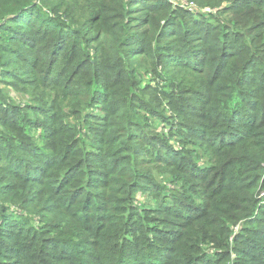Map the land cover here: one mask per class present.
<instances>
[{"label": "trees", "instance_id": "obj_1", "mask_svg": "<svg viewBox=\"0 0 264 264\" xmlns=\"http://www.w3.org/2000/svg\"><path fill=\"white\" fill-rule=\"evenodd\" d=\"M199 4L0 0V264H264V0Z\"/></svg>", "mask_w": 264, "mask_h": 264}, {"label": "rangeland", "instance_id": "obj_2", "mask_svg": "<svg viewBox=\"0 0 264 264\" xmlns=\"http://www.w3.org/2000/svg\"><path fill=\"white\" fill-rule=\"evenodd\" d=\"M170 1L173 2L177 6H181V7L187 8V9L191 8L190 11H192L193 9H195L197 7L201 8V9L204 8V7H208V8L211 7V6H208V5L201 6L199 4L200 0H170ZM203 1L215 3L217 5V8H222V7L226 6L229 3V1L231 2L232 0H203ZM190 3L193 4V7L190 6L191 5ZM212 9L213 8H210V11ZM215 9H216V7H215ZM227 13H229V12H226L225 14H222L220 20L221 21H226V22L230 21V22L233 23V20H231L229 18ZM232 15H233V19H235V15L234 14H232ZM234 25H236V24H234ZM4 79H6L7 81H11V80H9V78H6V77H4ZM154 81L155 80H153V79H151L149 77H145V82L143 83V85L145 86L147 84V86H148L150 84V85H152V87H154L157 83H159L158 81H157V83L154 82ZM13 87H14L13 85H7L5 83H0V88H4L5 91H8L9 93H11L10 91H12L11 89ZM157 91H159V90L158 89H154V88L150 90V89L147 88V89H145V95H146V97H150V96L156 97L154 100L162 101L163 104L165 105L167 103L166 100H163L162 96ZM150 121H151L152 125H157L158 123H160V120L157 119V118H150ZM147 129L149 131H151V129L149 127ZM164 130H166V129H164ZM141 157L143 159H145L146 162L143 163V165H141L139 167V169L148 173V175L153 179L155 184L159 187V189H158L159 192H162V193H166L167 192L168 193L167 196H168L169 194L175 193L176 189L177 190L181 189V186L179 184L177 185V188L174 189L173 186H171L170 183L166 181V179L170 178L172 174H175L173 170H171V169L167 168L166 166L156 162V158L152 154H148L147 153L146 156H141ZM124 181L128 182V180H125V179H124ZM54 183H56V180L49 179V182L47 183L48 185H46V186L42 185L43 187L42 186H38L40 190L37 193H35L33 198H32V194H31L30 196H28L29 198L26 200V207H29L30 210L32 211V212H28L27 214L30 213L31 216L34 217V221L37 222V225L39 224V222L41 223V221H43L45 219H48V218H46L44 216V215L47 214V213H45L44 209H47L50 205H52L51 202H49L48 198L50 196L51 186ZM140 183H141V181H140ZM152 187L153 186L148 188L150 190L149 193H150V195H152V198H155V193H154ZM22 188H23L22 184H18L16 186L12 187L10 189L8 195H4L5 204H9L8 201L11 200V196L13 195V193L18 192V191L20 192V190ZM136 195H137V197L139 198V201L142 204H144L146 200H148V201L152 200L151 197H145L144 195L139 194V193H137ZM156 197H158V196H156ZM119 205H121V204H119ZM103 206H104V209L111 207V206H108L106 204H103ZM87 207L88 206H86V209H87ZM91 208H92V210L98 209L100 211H104V210H102L103 209L102 205H99V203H94L91 206ZM74 209H75L74 212H75V214H77V216L84 215V213H87L85 211V208H84V210H82L83 208L82 209L81 208L80 209L74 208ZM16 210H18V209H16ZM95 214H96V212H95ZM149 217L150 218H148V220H149V223L151 225H156L158 227H163L162 222L160 220V218L162 216L149 215ZM116 220H117V218H115L113 221H116ZM67 233L72 234L71 230L67 231ZM78 246H80V245H78ZM79 248L83 249L82 247H79ZM104 250L105 249L99 250L97 247H93V246H87L85 248V251L87 253H89L93 257H96V255L98 253H102ZM102 263L105 264V262H102Z\"/></svg>", "mask_w": 264, "mask_h": 264}, {"label": "built area", "instance_id": "obj_3", "mask_svg": "<svg viewBox=\"0 0 264 264\" xmlns=\"http://www.w3.org/2000/svg\"><path fill=\"white\" fill-rule=\"evenodd\" d=\"M190 4H191L190 6L193 7V4H192V3H190ZM189 9H191V8H189ZM201 10H202V11L209 12V11H210V8H208V7H204V8H202Z\"/></svg>", "mask_w": 264, "mask_h": 264}]
</instances>
